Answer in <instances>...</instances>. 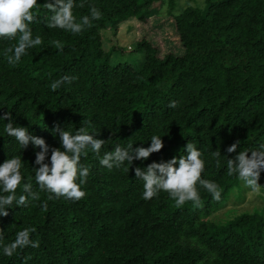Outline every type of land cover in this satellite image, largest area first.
Returning a JSON list of instances; mask_svg holds the SVG:
<instances>
[{"label": "trees", "instance_id": "obj_1", "mask_svg": "<svg viewBox=\"0 0 264 264\" xmlns=\"http://www.w3.org/2000/svg\"><path fill=\"white\" fill-rule=\"evenodd\" d=\"M163 0H75L73 14H89V5L102 13L99 20L80 34L46 27L51 13L38 0L30 25L33 37L43 44L28 50L10 65L3 49L16 41L0 40V114L11 112L14 126L28 128L52 147L59 138L51 129L60 124L75 133L90 121V134L106 140L100 155L117 145L148 147L153 135L161 136L164 147L146 161H134L109 171L90 149L81 163L90 168L86 196L76 202L64 198L27 207L13 204L7 217H0L3 243L18 231L35 227L33 241L7 257L0 249V264H264V214L242 212L223 223L208 217L225 203L239 179L227 175V147L237 140L240 150H256L264 144V0H203L202 7L187 5L171 18L182 48L176 55H156L146 39L135 42L141 59L133 63L109 62L101 47L100 31L115 30L125 20L145 23L153 3ZM172 5V0H168ZM59 40L63 51L52 45ZM75 77L52 91V81ZM176 101V107H169ZM0 120V164L21 156L24 182L34 179L35 151L23 150L4 131ZM202 152V178L219 185L221 198L197 185L199 207L187 202L177 208L168 193L143 199V182L134 168L153 161H167L186 154L187 142ZM220 150V165L212 158ZM249 155L251 153L249 152ZM50 156V154H49ZM129 167V172L123 171ZM260 179H264V172Z\"/></svg>", "mask_w": 264, "mask_h": 264}, {"label": "clouds", "instance_id": "obj_2", "mask_svg": "<svg viewBox=\"0 0 264 264\" xmlns=\"http://www.w3.org/2000/svg\"><path fill=\"white\" fill-rule=\"evenodd\" d=\"M38 0H0V40L16 41L3 49V55L10 65L15 66L28 50L43 44L40 35L33 37L30 25L37 22V17L33 14V9L37 6ZM42 6L51 15L46 21L49 29L58 28L73 35L80 34L87 27L92 26V22L99 20L102 13L93 5H89V14L80 18L79 22L73 14L74 7H77L75 0H45ZM83 8V0L78 5ZM59 51H63V44L59 40L51 42ZM75 77L62 76L54 80L49 85L52 91L61 88L65 83L71 84ZM169 107L175 108L176 101H171ZM0 120L7 121L4 131L8 136L15 138L23 150L31 144L35 151L34 179L38 186V191L33 189L31 181L24 182L22 194L17 196V189L21 186L24 177L21 174L23 166L21 156H13L0 164V217L9 215L8 209L13 204L17 207H27L31 201H39L40 193H47L41 207L47 211V201L64 198L72 202L79 201L86 196L81 186L87 183L90 168L81 163L82 156H86L90 149L99 158L101 166L109 171L121 169L125 164L133 165L134 161H146L154 154L159 153L164 147V142L159 135L150 138L148 147L133 148L129 143L126 147L117 145L114 150L106 151L101 156L100 152L106 143L104 139H98L90 134L88 128L90 121H83L82 126L75 133L65 129L64 126L56 124L51 129V134L59 138V147L50 146L46 140L40 136L33 135L28 128L14 126L12 113L7 111L0 114ZM240 141L232 143L227 147V175L237 176L243 186L253 192H257L262 187L258 181L261 173L264 172V144L256 150H240L237 152ZM183 155L173 157L167 161L161 159L159 162L153 161L146 167L137 166L134 168L135 178L143 182V199L151 200L157 197L160 192L168 193L174 200L177 208L182 207L187 202H192L194 207H199L201 198L197 185L211 194L214 200L221 198L219 185L202 178L205 170V161L201 158L202 152L197 146L189 141L183 149ZM249 152L251 155H249ZM50 154V156H49ZM217 166L220 165V150L211 153ZM129 167H123V171L129 172ZM36 232L35 227H25L18 231L15 239L8 243H3V229H0V249L7 257H12L17 250L26 247L39 248V239L33 241L31 234ZM26 264V261H25Z\"/></svg>", "mask_w": 264, "mask_h": 264}, {"label": "rangeland", "instance_id": "obj_3", "mask_svg": "<svg viewBox=\"0 0 264 264\" xmlns=\"http://www.w3.org/2000/svg\"><path fill=\"white\" fill-rule=\"evenodd\" d=\"M187 5L202 7L203 0H172V5L168 0L156 2L152 4L145 23L130 18L115 30H101V47L103 51L109 52L110 64L118 61L133 63L141 59V54L134 50L135 42L141 38L148 40L156 48V55L159 57L167 52L181 54L182 48L171 16ZM258 183L262 187L253 192L239 180L238 185L229 192L224 205L211 214L208 220L223 223L239 213L254 209L264 214V179H260Z\"/></svg>", "mask_w": 264, "mask_h": 264}]
</instances>
